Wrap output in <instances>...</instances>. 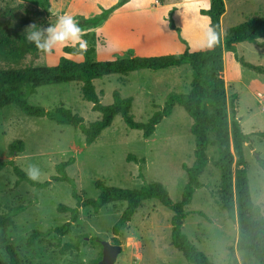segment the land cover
I'll return each instance as SVG.
<instances>
[{
  "label": "rangeland",
  "instance_id": "1",
  "mask_svg": "<svg viewBox=\"0 0 264 264\" xmlns=\"http://www.w3.org/2000/svg\"><path fill=\"white\" fill-rule=\"evenodd\" d=\"M50 13L44 12V0H0V37L6 32L16 36L24 33L30 24H54L59 15L71 14L80 23L106 9L109 17L97 26H81L88 48L93 56L110 60L125 58L130 52L136 56H159L204 49L201 34L208 26V18L199 5L208 6L211 0H50ZM183 2L182 7L174 6ZM226 12L221 18L222 39L227 28L255 17L264 16V0H224ZM169 3H171L169 5ZM175 25L172 28L171 25ZM199 31V32H198ZM260 42H264L261 39ZM59 45L49 55H28L24 64L54 65L60 57L82 59L81 55L64 52ZM236 53L223 54L224 80L228 98L230 123L233 114L249 135L245 144L246 169L255 208V217H264V74L245 68L239 62L264 67V46L241 43ZM225 52V51H224ZM240 67H238L235 62ZM1 67H7L0 61ZM192 80L189 66L172 67L160 71L140 70L127 75L113 74L95 80L97 92L102 91V103L113 102V93L132 97V114L138 122H146L164 104L170 93H187ZM80 83L71 82L45 85L29 98L32 105L55 109L65 107L80 115L86 123L99 120L101 114L92 110L85 101ZM235 95V98H232ZM192 118L179 105L170 117L164 118L154 135L146 139L140 130L130 129L117 116L111 127L99 139L87 145L80 130L58 124L47 118L24 114L16 105L0 108V160H14L26 170L35 165L40 170L37 181L44 182L57 175L56 165L74 156L76 161L67 172L77 183L85 198L96 199L100 190L97 181L110 187L140 189L149 182H161L174 202L182 198L187 182L183 165L194 164L195 139L191 134ZM23 140L24 150L10 155L9 146ZM210 148L208 155H213ZM129 155L144 162L128 161ZM12 166L0 170V215L10 207L27 206L15 218V225L0 230V260L9 262L8 246L15 248L22 264H94L102 247L90 241L98 238L122 246L115 264H188L171 242L172 211L157 200H148L137 210L130 226L119 236L113 226L121 217L126 204L114 202L95 212L92 207L81 208L70 232L61 236L47 231L70 220V213L60 212L59 205L74 207L76 201L65 182L52 183L37 190L26 182L17 183ZM200 181L204 188L197 189L183 232L197 249L204 252L214 264H258L250 252L238 250V216L230 220L218 204L220 173L210 162ZM202 213V215H201ZM35 234L34 239H30ZM86 237L87 244L79 251L62 253L65 243ZM119 244L115 243V240Z\"/></svg>",
  "mask_w": 264,
  "mask_h": 264
},
{
  "label": "trees",
  "instance_id": "2",
  "mask_svg": "<svg viewBox=\"0 0 264 264\" xmlns=\"http://www.w3.org/2000/svg\"><path fill=\"white\" fill-rule=\"evenodd\" d=\"M51 2L44 0V12L50 13ZM112 9H106L100 15L84 18L80 26H97L105 21ZM226 12L224 0H211L209 9L201 13L210 19L219 33V40L212 48L192 51L187 48L182 53L166 54L159 56H136L132 52L125 58L102 60L93 56L94 48L84 51L82 59H73L66 56L60 57L54 65L35 66L33 63L24 64L28 55L37 57L38 51L34 44L28 42L24 33L13 36L4 33L0 37V61H5L8 66H0V108L16 105L24 114L32 117H42L58 124H67L84 135L87 145L94 144L103 131L112 126L114 119L121 116L124 123L133 130H140L143 137L151 138L157 126L164 118L170 117L176 105L181 106L192 118L191 134L195 139L194 164L183 165L187 174V182L183 189L182 198L174 202L166 187L157 181L149 182L140 189H123L110 187L101 181L95 183L100 194L96 199L85 198L78 191L76 180L67 172V168L76 161L74 156L67 161L56 165L57 175L50 180L40 182L30 180L25 171L14 160L1 161L0 170L12 166L18 176L17 183L26 182L37 190L47 188L52 181L65 182L71 189V194L76 204L74 207L59 205L60 212L70 213V220L60 227L50 229L47 234L57 233L67 235L72 225L77 221L81 208L92 207L97 213L103 207L114 202H122L126 207L113 226V233L119 236L126 230L137 210L148 200H157L164 207L172 211L171 242L172 245L184 256L188 264H214L209 257L196 248L190 238L182 230L183 224L189 215L186 207L192 202L197 189L204 188L205 184L200 177L211 162L220 173V194L218 200L220 207L226 211L230 220L238 216L239 240L238 250L253 254L258 264H264V217H255V208L252 200L248 172L246 169L245 144L249 142V135L243 131L241 124L235 119L236 112L232 111V123L229 119L228 98L225 88L224 51L236 53L239 43H251L264 46V16L252 18L241 24L227 28L222 39L221 18ZM175 28V25H171ZM64 52L74 53V46L64 47ZM243 67L264 74V67L254 65L238 58ZM189 66L192 74L190 91L187 93H170L164 107L156 111L146 122H138L132 114L133 98H124L120 92L113 93V102L109 105L102 103L103 92H97L95 80L113 74L127 75L140 70L160 71L172 67ZM78 82L80 91L85 101L92 104V110L101 114L95 122L86 123L84 119L71 109L63 106L55 109L32 105L29 98L38 92V88L45 85ZM235 98V95L232 97ZM264 136V132L261 133ZM214 148L213 155L208 151ZM24 150V141H14L9 146L11 156ZM128 161H141L129 155ZM264 167V160H260ZM27 206L10 207L5 214L0 215V230L15 225L14 218L24 212ZM202 215V213H201ZM33 233L30 242L35 237ZM94 244H99L100 239L91 238ZM115 243L119 244L116 239ZM87 244L86 237H79L75 242L65 243L61 251L63 254L79 251ZM102 247V245H101ZM10 256L9 262L0 260V264H22L20 255L12 246L7 247ZM102 258L94 261L97 264Z\"/></svg>",
  "mask_w": 264,
  "mask_h": 264
},
{
  "label": "clouds",
  "instance_id": "3",
  "mask_svg": "<svg viewBox=\"0 0 264 264\" xmlns=\"http://www.w3.org/2000/svg\"><path fill=\"white\" fill-rule=\"evenodd\" d=\"M83 29L71 14L59 15L54 24L40 26L30 24L24 30V38L35 45L38 51L49 55L59 45L74 46L75 55H83L88 42L83 38ZM220 36L214 25L206 26L201 34V47L212 48L218 42ZM26 176L33 181L40 177V170L35 165H28Z\"/></svg>",
  "mask_w": 264,
  "mask_h": 264
},
{
  "label": "water",
  "instance_id": "4",
  "mask_svg": "<svg viewBox=\"0 0 264 264\" xmlns=\"http://www.w3.org/2000/svg\"><path fill=\"white\" fill-rule=\"evenodd\" d=\"M100 243L102 245V258L97 264H115L122 252V246L103 240H100Z\"/></svg>",
  "mask_w": 264,
  "mask_h": 264
},
{
  "label": "crops",
  "instance_id": "5",
  "mask_svg": "<svg viewBox=\"0 0 264 264\" xmlns=\"http://www.w3.org/2000/svg\"><path fill=\"white\" fill-rule=\"evenodd\" d=\"M171 3H169V5H170ZM182 5H183V2H177V3H175L174 4V6H180V7H182ZM210 5H211V3H210ZM210 5L208 6L207 4H205V5H199L196 9H197V12L201 9V8H203V9H209L210 8ZM207 20H208V24L210 25V19H209V17L207 16ZM199 32V31H198ZM239 44H241V43H239ZM239 44H237L236 45V47H239L238 45ZM204 49H208V48H204ZM204 49H200V50H204ZM224 54H229V55H231L232 54V52H227V51H225L224 52ZM103 60V59H102ZM111 60V59H110ZM235 62V61H234ZM235 64L238 66V67H240V65L237 63V62H235ZM224 67H225V65H224Z\"/></svg>",
  "mask_w": 264,
  "mask_h": 264
}]
</instances>
